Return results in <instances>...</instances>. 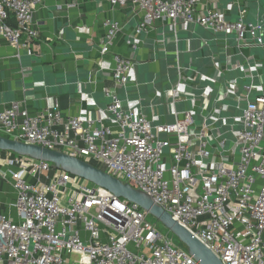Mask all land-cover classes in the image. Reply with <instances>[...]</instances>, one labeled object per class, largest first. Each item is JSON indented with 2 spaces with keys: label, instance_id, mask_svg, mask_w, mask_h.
Instances as JSON below:
<instances>
[{
  "label": "built area",
  "instance_id": "obj_1",
  "mask_svg": "<svg viewBox=\"0 0 264 264\" xmlns=\"http://www.w3.org/2000/svg\"><path fill=\"white\" fill-rule=\"evenodd\" d=\"M42 1L0 0V36L16 48L36 47L35 13ZM82 1L66 0L65 6ZM108 1L140 16L136 35L153 21L196 23L233 32L239 44H264L256 36L262 24L248 23L245 8L228 20L220 9L199 11L204 0ZM104 25L101 54L123 29L113 19ZM136 35L127 39L134 47ZM113 58L112 78L126 85L136 63L120 54ZM178 86L167 94L172 103L179 101ZM107 95L106 115L99 119L65 117L57 100L40 113L13 101L0 110V135L97 163L148 193L224 264H264V87L248 101L230 139L195 126L192 109L157 125L124 106L115 92ZM216 153L228 161L216 162ZM88 183L50 162L0 152V193L8 199L0 212V264H200L139 205Z\"/></svg>",
  "mask_w": 264,
  "mask_h": 264
},
{
  "label": "crops",
  "instance_id": "obj_2",
  "mask_svg": "<svg viewBox=\"0 0 264 264\" xmlns=\"http://www.w3.org/2000/svg\"><path fill=\"white\" fill-rule=\"evenodd\" d=\"M65 3L43 0L38 7L36 47L16 48L0 36V110L20 101L30 112L40 113L57 100L65 117L99 119L106 115L109 91L121 97L124 106L141 110L157 125L173 122L176 113L192 109L195 126L210 123L217 135L230 139L240 128L248 101L264 87V44L239 48L233 46L238 43L235 33L209 31L196 23L174 27L153 21L136 35L141 19L130 6L84 0L69 9ZM202 5L199 11L207 6L220 9L228 20L237 19L245 8L248 23L262 24L256 36L264 41V0H204ZM107 19L119 21L123 29L109 52L101 54ZM133 35L140 39L137 47L127 43ZM254 37L249 35L248 40ZM114 54L136 63L126 85H118L112 78ZM180 72L187 76L177 85L183 99L172 103L167 94ZM192 90H199L197 99ZM178 107L182 109L178 111ZM227 161L216 153V162ZM0 200L8 199L0 193ZM0 204V212L5 213L7 206Z\"/></svg>",
  "mask_w": 264,
  "mask_h": 264
},
{
  "label": "water",
  "instance_id": "obj_3",
  "mask_svg": "<svg viewBox=\"0 0 264 264\" xmlns=\"http://www.w3.org/2000/svg\"><path fill=\"white\" fill-rule=\"evenodd\" d=\"M233 46L245 48L246 45L236 43ZM184 72V71H183ZM178 79H173L171 89L178 82L186 80L187 76L182 74ZM242 76L244 74H241ZM189 83V82H186ZM247 84V83H246ZM180 90V88H179ZM195 98L200 95L199 90H192ZM179 100L183 99L180 91L175 96ZM189 99V98H188ZM171 100V98L169 99ZM191 102V101H190ZM192 103V102H191ZM201 108V107H200ZM180 108H178V111ZM209 129L215 132V126L205 123ZM0 150L10 151L18 155L50 162L55 168L65 170L73 175L80 176L95 185L104 187L111 191L116 197L124 198L130 202L136 203L157 220L163 223L186 247L189 253L200 262V264H224L222 260L200 239L194 236L185 226L180 224L167 210L156 203L153 198L138 187L129 182L104 171L102 168L88 162L80 157L71 155L58 149H51L42 145L27 143L18 139L0 135Z\"/></svg>",
  "mask_w": 264,
  "mask_h": 264
},
{
  "label": "rangeland",
  "instance_id": "obj_4",
  "mask_svg": "<svg viewBox=\"0 0 264 264\" xmlns=\"http://www.w3.org/2000/svg\"><path fill=\"white\" fill-rule=\"evenodd\" d=\"M120 95L122 96V94L120 93ZM121 98V97H120ZM122 99V98H121ZM110 100V99H109ZM123 101V100H122ZM189 104H190V106H192V104H191V102L189 101L188 102ZM178 108H180V107H178ZM180 109H182V108H180ZM171 122V121H170ZM162 137H164V135H162ZM229 144V143H228ZM167 150V149H166ZM95 163V162H94ZM97 164V163H96ZM87 183V182H86ZM88 185H94V183H88ZM2 188H5V186L3 185V187ZM1 202L0 203H4V204H7V200H0ZM0 206H1V204H0ZM5 206V205H4ZM3 206V207H4ZM5 208V207H4ZM151 221H153V222H156V224H157V227H158V229L163 233V234H167V235H170V236H172L173 237V240H174V243L176 244V245H178V246H180V244H181V241L166 227V226H164L163 225V223H161L159 220H157L153 215H151V214H149V217H148Z\"/></svg>",
  "mask_w": 264,
  "mask_h": 264
},
{
  "label": "trees",
  "instance_id": "obj_5",
  "mask_svg": "<svg viewBox=\"0 0 264 264\" xmlns=\"http://www.w3.org/2000/svg\"><path fill=\"white\" fill-rule=\"evenodd\" d=\"M12 22H13V19H12ZM0 152H1V153H4V154H7L8 151H2V150H0ZM12 154H13V155H16V154L13 153V152H12ZM93 164L97 166L96 163H93ZM180 246L183 247V248H186V249H187V247H186L182 242H181Z\"/></svg>",
  "mask_w": 264,
  "mask_h": 264
}]
</instances>
